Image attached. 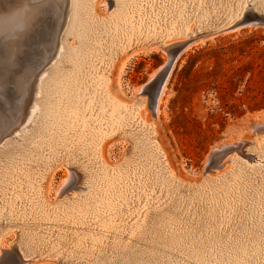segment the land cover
Instances as JSON below:
<instances>
[{
  "label": "bare ground",
  "instance_id": "obj_1",
  "mask_svg": "<svg viewBox=\"0 0 264 264\" xmlns=\"http://www.w3.org/2000/svg\"><path fill=\"white\" fill-rule=\"evenodd\" d=\"M166 1L111 0L112 10L101 15L93 8L94 0H55L54 7L39 19L32 14L35 0L0 3L3 48L0 68L5 69L9 82L13 74L20 73L26 75L27 81L22 94L10 86L0 87L7 91L3 100L0 96V226L4 229L2 234L12 227H16L17 233L8 249L0 241L1 261L264 264V139L249 142L250 152L262 163L247 165L245 160L235 157L231 158L234 169L224 179L205 175L210 169L207 167L202 171L203 177L184 181L163 163L159 148L151 140L153 135L141 115H137L144 99L133 103L134 108L117 99L110 104L113 96L106 86L108 78L102 77L105 64H111L131 41L137 40L136 53L163 51L172 62L182 48L240 26L258 24L238 21L254 12L264 16V0H185L175 5L174 0ZM195 6L197 11L192 14ZM192 16L204 22L199 25L202 29L186 39H172L187 34ZM12 49L17 52L16 68L4 63V57ZM127 60L128 57L121 62L119 72ZM98 63L101 79L88 72ZM161 67L154 69L149 78ZM166 80L165 77L153 95L148 94L153 116L158 111ZM86 91L83 106L75 112L78 116L73 120L74 108L81 105ZM91 97L95 100L93 106L88 103ZM102 106L107 107L104 113ZM126 107L127 115L118 120L128 126L131 144L119 173L100 157L101 141L111 132L91 130L79 122L97 110L102 115L100 119L108 120L112 118L109 113L116 111L115 119ZM251 123L254 131L264 128V118ZM132 125L139 127L130 129ZM78 130L79 139L68 141L71 138L68 131ZM253 139L257 141V137ZM226 144L240 146L237 139ZM222 148L218 146L212 151ZM57 169L64 171L63 183L84 182L88 193L72 202L74 206L69 205V209L50 214L42 200L50 197L43 192L42 180ZM17 182L24 185L21 187ZM152 186L154 189L162 186L160 195L155 192L148 195L146 188ZM163 195L166 198L159 202ZM147 196H150L144 204L147 209L137 212L140 217L126 221L134 209L126 212ZM86 214L94 217L90 220L97 223L96 227L91 223L82 226ZM50 217H54V222L49 227ZM67 220L77 224L74 233L67 232ZM31 232L35 233L32 242L28 237Z\"/></svg>",
  "mask_w": 264,
  "mask_h": 264
},
{
  "label": "rangeland",
  "instance_id": "obj_2",
  "mask_svg": "<svg viewBox=\"0 0 264 264\" xmlns=\"http://www.w3.org/2000/svg\"><path fill=\"white\" fill-rule=\"evenodd\" d=\"M110 2L111 0H94L93 8L101 15L108 14L113 8ZM166 2H169V0ZM175 2L183 4L186 1L174 0L173 5H175ZM196 8L197 6L191 11L192 14L193 12L196 13ZM47 20L49 19L47 18ZM203 23L199 17L192 16L189 21L191 27L187 29V34L172 39L182 40L188 38L196 31L201 30L202 28L199 25ZM43 28H45L44 25ZM45 30L47 31V29ZM136 42L137 40L131 41L130 46H128L130 49L127 47L115 56L111 64H105L106 69L102 77L108 78L106 86L109 87L113 96L109 103L112 104L117 99L134 108L133 105L136 101L138 103L139 99H144L143 106L138 109L137 115H141L140 118L146 124L145 127L150 135H153L151 140L159 148L163 163L173 171L177 178L185 179L184 181H195L204 176L202 171L205 168L210 167L205 175L213 177L218 175L224 179L233 171L234 166L231 158L235 157L245 160L247 165L262 163L258 162L259 158L253 156L250 152L249 142H259L260 139H264V128L254 131L250 125L255 119L264 118V24L240 26L238 29L215 34L214 37L195 43L187 49L183 50L182 48L177 57L172 60L166 76L165 87L161 94V102L159 101L158 111L154 116L148 105V94L153 95L154 90H156L155 85L151 83L171 57L163 51H151L145 54L136 53L138 47L135 44ZM127 57L125 67L119 72L121 62ZM99 64L92 65L93 69L88 72L101 79V73L98 69ZM160 65L163 67L150 79V73L154 69L157 70ZM137 87H140L138 89L139 93H137ZM0 91L3 100L7 91ZM82 95L81 105L74 108L73 120L77 119L78 114L75 112L83 106V98L87 96V91ZM94 101L91 97L88 100L89 105L93 106ZM128 109L126 107L125 111L120 110L115 119L113 116H115L116 111H111L109 113V116L112 117L110 120L100 119L102 116L100 110L95 113L91 111L87 117L79 122L80 125H86L91 130L105 129L106 132H111L104 136L103 142L101 141L100 157L102 156V161L112 166L113 170H120L119 173L122 171L120 165L125 161L129 152L128 146L131 142L127 134L128 126L118 119L120 116H126V110ZM106 110L107 107L102 106V113ZM90 116L92 117L89 118ZM135 126L132 125L130 129L136 130L139 127L135 128ZM80 130L68 131V135H71L68 141L79 139L81 136ZM76 134H79L78 138ZM254 137L255 139L257 137V141H252ZM231 139H237L240 146L233 147L226 144ZM218 146H223V148L213 152L212 150L218 149ZM127 166H130V163ZM45 177L42 180V188L44 194L46 193L47 195H45L50 197L47 200L42 198V200L45 204L44 208L50 214L59 210L62 211L65 208L69 209V205L74 206L72 202L74 203L88 193V187L84 182L80 184L78 182L63 183L62 179L65 174L61 169L50 171ZM123 177L125 178V176ZM17 183L21 187L24 185L23 183ZM146 191L148 195L152 194L149 192L160 195L162 186L157 189H154L153 186L148 187ZM156 195L152 197L155 198ZM149 197L137 201L138 205H133L134 202L129 204L128 207L133 206L126 213L134 209L132 212L134 216L131 214L125 220L130 219V222L140 217L142 210L147 209L148 205L144 204ZM164 198H166L165 195L162 196L159 202ZM60 203L63 204L59 205ZM66 204L67 207H65ZM34 207L32 206V209ZM137 212L140 213L137 214ZM89 216L85 215V223L82 226L92 222L91 220L94 217L91 214ZM131 216L132 218H130ZM53 220L54 217H50L49 227L54 222ZM67 221V232L72 230V233H74L77 224L71 220ZM96 224V222H93L91 226L96 227ZM19 227L24 228L26 226L21 225ZM14 228L16 227L9 229V233L2 234L4 229L0 226V236L2 234L0 241L2 240L1 244L4 249H8L16 238L17 233ZM51 230L53 231L54 227ZM22 236L17 242L18 245H20ZM28 237L29 241L32 242L35 233L31 232ZM90 258L91 256L88 255L87 259ZM52 263L56 264L54 261L46 264Z\"/></svg>",
  "mask_w": 264,
  "mask_h": 264
},
{
  "label": "snow or ice",
  "instance_id": "obj_3",
  "mask_svg": "<svg viewBox=\"0 0 264 264\" xmlns=\"http://www.w3.org/2000/svg\"><path fill=\"white\" fill-rule=\"evenodd\" d=\"M55 0H35L32 5L33 17L39 19L43 17L48 11L54 7ZM31 17L29 18V20ZM240 23H243L241 20ZM4 63L10 68L17 67V52L15 49L10 50L6 57H4ZM26 75L23 73L13 74V79L8 82V86L12 87L17 93L22 94L26 84ZM4 84H0V87H4Z\"/></svg>",
  "mask_w": 264,
  "mask_h": 264
},
{
  "label": "water",
  "instance_id": "obj_4",
  "mask_svg": "<svg viewBox=\"0 0 264 264\" xmlns=\"http://www.w3.org/2000/svg\"><path fill=\"white\" fill-rule=\"evenodd\" d=\"M3 2H4V0H0L1 4ZM241 20L243 21V23L249 22V21H253V22L264 24V16H262L260 14H257L255 12L252 13V15H250V14L244 15L238 22L240 23ZM2 50H3V48L0 46V57H1ZM178 50H179V48L176 49L175 53ZM171 64H172V62H171V59H170V61L165 63L164 67L156 74L155 78L153 79L151 84L155 85L156 90L162 84V82L164 81V78L166 77V74H167ZM0 69H1V71H3L2 73H0V76H1L0 77V84H4L5 86L3 88H6V87H8V82H9V81H7L8 76L5 73V69H2V68H0ZM2 82H5V83H2ZM0 107H1V104H0ZM1 260L2 259H0V264H9V263H5L4 260L3 261H1Z\"/></svg>",
  "mask_w": 264,
  "mask_h": 264
}]
</instances>
